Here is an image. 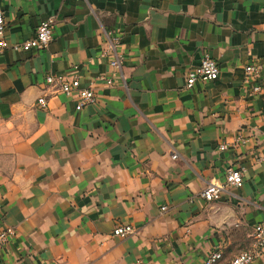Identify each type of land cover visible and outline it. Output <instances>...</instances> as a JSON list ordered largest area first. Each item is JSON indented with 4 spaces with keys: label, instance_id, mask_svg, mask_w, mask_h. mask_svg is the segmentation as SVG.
Instances as JSON below:
<instances>
[{
    "label": "crops",
    "instance_id": "0c3cea01",
    "mask_svg": "<svg viewBox=\"0 0 264 264\" xmlns=\"http://www.w3.org/2000/svg\"><path fill=\"white\" fill-rule=\"evenodd\" d=\"M0 10L11 45L43 20L54 27L47 50L0 54L1 224L16 232L0 264H203L252 245L264 221V0H0ZM114 40L120 69L101 56ZM203 54L219 79L188 89ZM251 62L263 71L247 81ZM49 74L78 79L96 104L75 111ZM230 167L244 170L242 187L202 200ZM116 225L135 233L113 238Z\"/></svg>",
    "mask_w": 264,
    "mask_h": 264
},
{
    "label": "built area",
    "instance_id": "2783aa9c",
    "mask_svg": "<svg viewBox=\"0 0 264 264\" xmlns=\"http://www.w3.org/2000/svg\"><path fill=\"white\" fill-rule=\"evenodd\" d=\"M5 21L3 12L0 10V54L11 50L13 52H42L49 48L54 40V27L52 19H46L41 21L31 38L18 43L9 44L5 37ZM117 41H112L108 48L102 51L101 56L110 58L109 65L112 68L120 69L123 62V57L117 55L114 51V47L117 45ZM263 71L261 64L251 62L244 67V76L247 81H254L258 79ZM220 69L217 62L208 54H203L200 57L199 64L187 71L185 77L186 88L191 89L197 83L214 82L219 79ZM97 79L104 81L107 85H111L110 79H107L103 75H99ZM45 83L49 86H54L66 96H74L75 98V111H81L83 108L96 104V95L90 88H81L78 79H66L62 76L46 75ZM262 92V87L254 85L252 88L253 94H259ZM37 105L40 109L45 110L47 108V102L44 96L37 99ZM243 140L238 137L236 143H240ZM228 146L223 143L218 146L219 151H224ZM175 158V156H173ZM258 162L264 161V154L257 158ZM243 173L242 168L230 167L226 169L222 181H214L209 183L201 192L200 198L206 202L218 201L221 195L230 188L238 189L243 185ZM164 210V208L162 209ZM1 199H0V250H2L11 239L16 235L14 228L4 226L1 224ZM135 230L130 225H116L110 236L113 238L125 239L132 236ZM252 245L240 252L237 256L232 258L229 262L223 261V254L219 249L212 250L205 257L203 264H252L254 259L264 252V221L254 225Z\"/></svg>",
    "mask_w": 264,
    "mask_h": 264
}]
</instances>
